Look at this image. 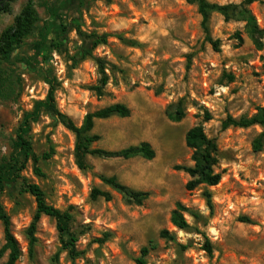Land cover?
<instances>
[{
    "label": "rangeland",
    "instance_id": "374dc122",
    "mask_svg": "<svg viewBox=\"0 0 264 264\" xmlns=\"http://www.w3.org/2000/svg\"><path fill=\"white\" fill-rule=\"evenodd\" d=\"M212 4L239 5L245 0H208ZM29 0H14L9 12L0 14V36L14 23ZM39 25L12 58L0 56V165L19 156L17 132L26 113H36L28 134L42 160L45 176L37 177L28 162L21 176L38 184L47 202L73 215L71 234L77 239L79 257L63 250L56 223L43 216L36 242L27 231L36 212L35 199L22 181L6 184L1 196L22 256L17 264H137L144 247L154 246L148 264H264V139L260 152L254 141L260 126L222 128L228 116L252 117L264 108V0L248 5L259 32L251 34L246 23L226 22L214 13L210 33L219 51L205 41L202 17L187 0H33ZM79 29L81 33L77 31ZM123 35L138 43L130 47L111 37L93 51L108 63L107 95L98 98L90 87L102 74L94 59L74 63L89 46L91 34ZM64 43L60 46V43ZM32 60V66L26 61ZM58 86L56 105L77 126L87 114L124 104L126 119L95 122L100 140L93 148L120 151L142 142L156 152L152 161L89 157V170L79 169L75 136L48 114L39 103L46 99L48 82ZM180 106V122L169 113ZM209 113L211 120L206 121ZM202 126L218 146L215 171L222 175L213 187L188 191L192 150L186 146L189 130ZM101 176H115L123 185L150 193L142 206L128 204L105 186ZM99 188L111 201L91 198ZM212 194L209 206L204 192ZM187 209L190 226L181 231L170 222L176 204ZM252 223H245V219ZM169 231L174 241L160 238ZM209 241L212 253L205 249ZM0 222V249L4 245ZM5 256L0 264L6 262Z\"/></svg>",
    "mask_w": 264,
    "mask_h": 264
},
{
    "label": "trees",
    "instance_id": "16d2710c",
    "mask_svg": "<svg viewBox=\"0 0 264 264\" xmlns=\"http://www.w3.org/2000/svg\"><path fill=\"white\" fill-rule=\"evenodd\" d=\"M260 0H245V2L235 5H219L212 4L208 0H187L189 4L197 6L198 12L202 17V30L205 34V41L212 46L215 51H219L218 40H214L210 33V19L214 13L220 14L224 17L226 22L240 21L246 23L247 29L251 34L259 32V27L256 18L248 9V5ZM14 0H0V14L9 12L11 4ZM39 25V18L35 10L33 0L24 6L20 14L15 18L14 23L7 27L0 36V56L6 59L12 58L20 49H22L25 40L31 35L32 31ZM79 33L81 31L77 29ZM115 37L122 43L135 47L138 43L134 40H129L123 35L107 34L98 35L96 33L88 36L89 46L83 49L77 56L71 58L76 64L88 58L94 59L98 64L102 77L99 83L90 87V90L95 93L98 98H103L107 95L106 87L109 83V76L106 73L108 63L101 58H96L93 51L99 46L106 45L108 39ZM64 43H60L63 46ZM27 66H32V60L26 61ZM49 91L46 99L39 103L48 114L52 115L56 121L69 130L75 136L74 155L79 169L85 171L91 168L88 158L97 157L101 159H121L130 160L134 158H142L147 161H152L156 157V152L147 142H142L137 146H131L120 151H107L103 149L93 148V145L100 140L98 135L93 134L95 122L98 120H108L114 117L126 119L131 116V110L124 104H114L95 112L89 113L84 118L81 126L70 119L67 115L63 114L56 105V91L57 80L54 78L48 82ZM36 113H26L21 122L17 132L15 146L18 149L19 156L13 158L9 163L0 165V222L4 228L5 243L0 249V261L7 256L6 262L3 264H17L22 256V252L17 239L12 232V224L9 215L6 213L2 202L1 196L5 190L6 184L9 182H16L18 179L22 181V188L24 192L30 194L36 203V212L33 222L30 225L27 236L29 243L33 246L36 242V229L40 219L43 216L53 219L56 223V228L60 236L63 250L68 252L72 260L79 257L80 253L77 251V239L71 234V223L73 215L70 210L62 211L47 202L45 192L42 188L35 183L30 182L27 178L21 176V172L26 169L28 162L33 165L34 174L42 178L45 176L40 162L48 160L54 154L51 148L49 153L38 155L33 147L28 134L31 129V122L35 119ZM185 117V112L182 107L177 106L174 111L169 113V119L173 122H180ZM211 115L206 114L205 120H211ZM260 126L263 129L262 134L254 141V149L260 152L263 147L264 139V108L258 109L257 113L252 117H242L239 119L228 116L223 122L222 128L224 130L229 128H251ZM186 146L192 150L191 167H178V170L184 171L189 175L190 180L186 185L188 191H194L200 186L213 187L221 182L222 175L215 171L217 164L218 146L214 139L209 138L202 126H196L188 131L185 138ZM100 181L110 188L115 193L121 195L128 204L142 206L145 201L150 197V193L133 190L119 182L115 176L107 177L101 176ZM204 196L208 205H211L212 194L206 190ZM91 198L97 200L99 198L105 201L112 200V194L108 191L95 188L92 191ZM188 209L181 203H177L175 209L171 213V224L181 231H187L190 226L185 218V213ZM245 223H252L250 219H245ZM160 238L168 241H174L175 237L167 230L160 232ZM154 246L144 247L141 250V257L137 260V264H148L145 260L150 250ZM206 251L211 254L212 248L210 242L207 240L205 244Z\"/></svg>",
    "mask_w": 264,
    "mask_h": 264
}]
</instances>
